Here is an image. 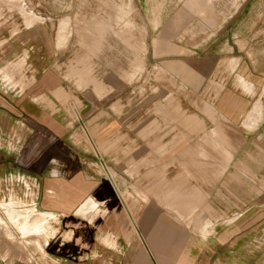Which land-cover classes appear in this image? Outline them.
I'll return each mask as SVG.
<instances>
[{
    "label": "crops",
    "instance_id": "1",
    "mask_svg": "<svg viewBox=\"0 0 264 264\" xmlns=\"http://www.w3.org/2000/svg\"><path fill=\"white\" fill-rule=\"evenodd\" d=\"M24 1L16 5L30 13L24 27L0 36V139L11 144L0 146V202H8L4 182L17 196L32 193L33 225L46 236L32 228L35 233L23 238L0 211L7 225L0 227V240L18 250L22 241L48 248L49 264H264V0H186L181 10L168 4L164 22L155 19L159 54L162 43L173 42L165 36L182 33L181 17L203 13L201 44L188 46L194 55L186 59L177 50L165 60L177 74L188 61L199 75L221 82L214 105L207 106L215 124L188 116L199 128L202 120L215 126L202 132L155 131L159 122H142L136 107L116 113V78L102 82L90 57L72 67L77 77L68 81L59 62L67 56L61 46L69 21L60 20L64 29L52 37L45 19ZM222 1L218 9L227 14L205 15ZM132 2L124 0L116 13V30L107 19L97 23L99 39L91 49L97 55L103 40L116 35L133 54L131 79L144 70L140 52L146 51L145 42L132 41ZM29 62L25 77L33 82L24 84L15 75ZM89 197L101 202L98 207ZM130 203L138 204L134 212ZM108 214L116 220V241L105 240L107 248L116 247V260H72L60 252L69 250L78 223ZM34 259L29 263H40ZM0 264L9 263L0 258Z\"/></svg>",
    "mask_w": 264,
    "mask_h": 264
},
{
    "label": "rangeland",
    "instance_id": "2",
    "mask_svg": "<svg viewBox=\"0 0 264 264\" xmlns=\"http://www.w3.org/2000/svg\"><path fill=\"white\" fill-rule=\"evenodd\" d=\"M185 1L133 0L131 8L128 10L127 18L128 21L134 24V28L131 31L134 35L132 41L137 44L146 43V51L140 52L144 70L137 73L133 79L129 78V75L135 71V63L131 60L133 54L130 53V49L125 47V45L119 44L120 42L116 40V35L109 34L103 40L102 47L97 55H94L91 51L99 39L97 23L102 19H107L111 21L116 30V13L124 0H27V3L35 13L45 19L43 26H49L52 31V37L58 38L57 34H60L64 29L60 20L69 21L66 27L69 37L65 46H61L67 51V56L59 62V67L64 71L68 81L72 83V80L77 77L72 74V67L74 65L83 66L88 57H90L93 65L92 72L102 82L107 83V79L114 80L116 78V113L121 114L129 110V108L136 107L135 109H137V114L142 118V122H148L149 120L159 122L153 128L155 131L202 132L215 128V126H211L202 120L203 129L199 128L188 120V116L197 114L202 119L206 116L215 124V121H213L214 117L209 114L207 106L214 105L213 100L218 95L214 87L221 85V82L216 80V75L213 77L199 75L195 72L198 67L191 66L188 61L185 62L182 70L184 74L179 72L177 74L176 71L167 67L168 63L165 60L169 56L178 55V53L187 56L186 59L194 55L193 51L188 49V46H199L201 44L200 39L202 38L199 35L203 29L201 27L203 13L198 14L191 11L190 15H186L187 18L181 17L180 19L185 25L184 29L178 37L170 38V36H167L166 38L165 36L164 39H170L173 42L162 43L163 53L156 54L153 45L154 38L162 40L161 29L155 27V19L159 17L164 22L166 6L172 4L175 9L179 7V10H181L185 5ZM24 2V0L15 2L13 0H0V36L1 33L5 34L6 30H9L10 35H12L14 29L19 31V29L24 27L25 19L30 17V13L29 11L21 12L16 8L17 4L22 5ZM221 3L223 4L224 1L220 3L214 2L215 12H204L205 15L213 17L217 14L219 18H222L227 13H221L218 9ZM0 40H3V38L0 37ZM3 43H0V48ZM165 45H169L170 49L172 47L175 52H165ZM177 45L184 48L181 50L177 49ZM177 50L179 51L178 53L176 52ZM24 54H27V51H24ZM153 56L155 58H152ZM30 68V62L29 65L24 64L15 77L19 76V81L23 80L24 84L32 83L33 80L25 77V71H29ZM185 75L190 77L185 78ZM25 87L27 86L24 85L23 88ZM79 87L84 88L86 86L80 85ZM219 89L220 87L217 88V90ZM176 105H180L181 109H176ZM255 121L256 119L248 127L249 129L254 128ZM161 122L164 124L162 129H160L162 127ZM211 132L219 133V127L212 129ZM5 145L10 146L11 144L8 140L1 138L0 146ZM13 174L15 175V173ZM6 175L8 179H12V173H7ZM5 185L4 182L1 194H5L8 202H0V211L8 215L10 224L23 234V238L35 233L32 228H34L36 233L46 236V232H40L41 227L37 223L33 225L32 218L36 215L33 214L34 216H32L30 214L32 213L30 210L34 209L32 206L33 202L30 200L32 193L28 194L30 197L24 196L25 193H23L22 197V190L15 185L21 190L17 196L14 194L15 190L11 188L12 185ZM11 189L12 191L10 192ZM1 197L3 198V196ZM128 206L134 212L138 204L130 203ZM113 212H116V208ZM110 214L95 219L92 224L88 223L87 220H82V223H78L79 230L76 234L73 233L69 250L60 252L68 254L72 260L78 257L116 260V247L107 248L110 245L105 240L107 236H111L116 241V220L110 218ZM1 225L3 229L7 226L0 220V227ZM9 233L11 232L9 231ZM78 235H81V239L79 238L75 241L81 244L80 246L74 244V239ZM33 246L22 241L18 250V248L14 249L11 244H7L6 241L0 240V258L5 259L9 264H31L29 261L32 262V258H35L34 260L36 261L39 260V264H49L47 263L49 254L46 252L48 248L41 250ZM94 246H98L99 250H92ZM103 247L105 248L103 249Z\"/></svg>",
    "mask_w": 264,
    "mask_h": 264
},
{
    "label": "clouds",
    "instance_id": "3",
    "mask_svg": "<svg viewBox=\"0 0 264 264\" xmlns=\"http://www.w3.org/2000/svg\"><path fill=\"white\" fill-rule=\"evenodd\" d=\"M89 202H93L92 203L93 208L98 207L99 203H101V202H95V198L94 197H89Z\"/></svg>",
    "mask_w": 264,
    "mask_h": 264
},
{
    "label": "built area",
    "instance_id": "4",
    "mask_svg": "<svg viewBox=\"0 0 264 264\" xmlns=\"http://www.w3.org/2000/svg\"><path fill=\"white\" fill-rule=\"evenodd\" d=\"M104 166H105V164H104ZM105 168H106V166H105Z\"/></svg>",
    "mask_w": 264,
    "mask_h": 264
}]
</instances>
